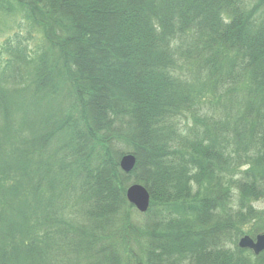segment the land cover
Masks as SVG:
<instances>
[{
    "label": "trees",
    "instance_id": "16d2710c",
    "mask_svg": "<svg viewBox=\"0 0 264 264\" xmlns=\"http://www.w3.org/2000/svg\"><path fill=\"white\" fill-rule=\"evenodd\" d=\"M0 7L37 34L0 53V264H264L238 247L264 234V0ZM205 87L229 111L187 134Z\"/></svg>",
    "mask_w": 264,
    "mask_h": 264
},
{
    "label": "rangeland",
    "instance_id": "374dc122",
    "mask_svg": "<svg viewBox=\"0 0 264 264\" xmlns=\"http://www.w3.org/2000/svg\"><path fill=\"white\" fill-rule=\"evenodd\" d=\"M19 16H16L15 14L7 13L5 10L1 9L0 7V53L2 52V45L11 38L16 33H21L25 38H28L30 36V33L33 34V36H37V34L32 30L25 27L19 28L17 25ZM35 39V38H34ZM31 46L34 44H37V40H29ZM35 42V43H34ZM193 73L198 77V80H201L202 82L207 79V75H198L197 69L193 70ZM196 76H194L196 78ZM196 80V79H194ZM199 91H202L204 95H202V99L198 105L199 111L197 118V122H194V119L191 115H188V119L185 120L187 123L186 127L183 128V131L188 133V130L190 129H196L199 132H202L204 129V124L202 121H204L206 118H203L205 116L207 117H215V119L220 120L221 118H224L226 115V112L229 111L228 107V97L225 96V90H221L220 88L211 90L210 87H205L203 90L199 89ZM206 94V95H205ZM205 96H208V99H204ZM202 117V118H200ZM193 125L190 129H188L187 126ZM137 160V159H136ZM135 183H131V185H134ZM141 185V184H138ZM143 186V185H142ZM253 207L255 210H261L264 211V199H260L258 201L253 202ZM142 218H140L141 221ZM251 227H246L244 230L246 232Z\"/></svg>",
    "mask_w": 264,
    "mask_h": 264
},
{
    "label": "water",
    "instance_id": "95a60500",
    "mask_svg": "<svg viewBox=\"0 0 264 264\" xmlns=\"http://www.w3.org/2000/svg\"><path fill=\"white\" fill-rule=\"evenodd\" d=\"M136 163L134 155H125L121 158L119 166L123 173L130 174L135 169ZM126 199L140 214H146L149 211L151 195L144 186L138 184L129 186L126 190ZM238 247L258 256L264 252V234L257 235L255 238L243 236L239 240Z\"/></svg>",
    "mask_w": 264,
    "mask_h": 264
}]
</instances>
